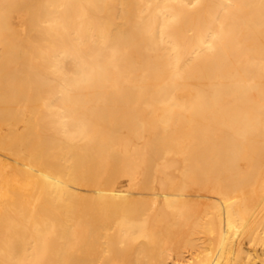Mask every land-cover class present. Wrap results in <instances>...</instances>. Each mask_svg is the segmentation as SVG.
Instances as JSON below:
<instances>
[{
	"label": "bare ground",
	"instance_id": "1",
	"mask_svg": "<svg viewBox=\"0 0 264 264\" xmlns=\"http://www.w3.org/2000/svg\"><path fill=\"white\" fill-rule=\"evenodd\" d=\"M0 264H264V0H0Z\"/></svg>",
	"mask_w": 264,
	"mask_h": 264
}]
</instances>
